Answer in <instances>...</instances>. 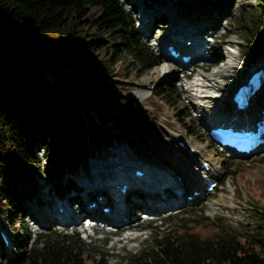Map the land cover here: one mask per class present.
Wrapping results in <instances>:
<instances>
[{
	"label": "trees",
	"instance_id": "obj_1",
	"mask_svg": "<svg viewBox=\"0 0 264 264\" xmlns=\"http://www.w3.org/2000/svg\"><path fill=\"white\" fill-rule=\"evenodd\" d=\"M223 1L233 3H180L194 8ZM235 20L246 52L264 53V0H253ZM155 59L120 0H0V215L21 232L12 242V261L0 264H109L112 254L87 246L75 231L30 235L21 200L30 197L34 177L60 165L66 153L87 156V144H99L107 123L123 139L157 141L152 114L134 106L124 95L127 82L120 81ZM152 95L180 112L168 84L156 82L147 97ZM24 130L39 144V155L31 154ZM254 213L257 223L246 234L220 218L200 230L174 217L172 225L150 230L138 251L111 257L117 264H264V206Z\"/></svg>",
	"mask_w": 264,
	"mask_h": 264
},
{
	"label": "rangeland",
	"instance_id": "obj_2",
	"mask_svg": "<svg viewBox=\"0 0 264 264\" xmlns=\"http://www.w3.org/2000/svg\"><path fill=\"white\" fill-rule=\"evenodd\" d=\"M120 1L126 10L131 12L134 25L139 31V39L145 42L156 58L159 56L151 45L154 35L169 29L176 22L185 23L189 20L191 24L199 27L203 25L211 27L209 32L213 31V34H216L211 40V45L213 46L212 53L215 54H209L205 59L198 60V62H201L200 66L205 72L223 63L231 65L230 74L228 75L227 73L228 76L223 77L225 84L223 87L229 89L227 97H229L235 83L243 80L251 68L264 64V53L254 57L244 49V41L240 37V28L235 20V17L240 12L250 9L253 0H233L232 5H228L226 1L220 4L218 2L211 4L200 2L194 8L182 5L180 0H141L142 3H139L138 0ZM140 9L142 10L140 11ZM149 11H152L153 20L151 21L149 31L145 35H142V23L141 25L139 24L140 22L137 17L143 13L148 15ZM172 18L175 22L171 24ZM162 19H164L161 22L163 26H158L161 23L156 26V23L159 20L162 21ZM147 35L150 36L146 37ZM207 37V39L211 38L209 35ZM229 40H233L232 43ZM232 51L234 52L233 54H231ZM25 59L42 71L47 82L52 81V74H48L38 67L30 58L25 57ZM168 63H170V67L168 68L170 70L169 73H157V71L153 73L152 70L156 65L153 68L151 65L140 74L131 76L129 80H125L124 78L120 80L127 82V90L124 92V95L132 97L134 106L145 109L149 114H152L153 125L159 137L157 141L152 143L145 138L137 140L123 139L113 132L110 129V124L107 123L108 130L101 132L99 144L97 145L95 142L87 144L88 154H91L89 157H78L76 153H66L60 165L48 167L47 174L42 172L40 175L34 177L32 189L29 190L30 197H25L21 200L22 205L25 206L23 211L26 209L29 214L31 213L33 217H36V213L44 211L46 206L50 207L49 203L53 202L54 199H61L68 190L65 191L61 186L64 178L71 173L72 175L78 172L89 174V159L98 160L107 147L118 150L119 154L124 153L126 150H135V154L139 155L140 152L157 155L162 157V161L167 163L170 158L176 155L184 156L187 160L191 159L184 152L185 149L177 146L175 142L178 139H183L199 147L200 155L198 153L195 154L193 167L199 166L200 159L205 157L202 154H206L212 158L219 166L220 173L214 178L216 185L213 189L206 195L194 199L192 202H186L177 208L160 212L157 215L158 220L146 221L135 215L130 222L120 224L116 228V235L99 229L92 232L89 236L78 233V237L82 242L107 254L121 256L125 255L126 252L138 251L143 247L144 242H147L151 234L150 230L158 231L162 227L165 228L172 225L174 217H180L188 221L189 225H197L200 230H209L210 228L208 227L211 221L218 222L216 218H220L222 223L242 234H246L256 225L257 219L254 208L264 206V149L255 151L249 156H234L223 153L216 147L214 142L208 138L206 129L194 117L186 98L183 97V92L178 84L179 80L181 81V78H179L181 77L180 71H178L172 62ZM118 65L120 64L117 63L115 67ZM235 65L236 67L234 68ZM151 68L152 70H150ZM198 71L202 72L200 69ZM156 82L168 84L176 92L177 103L181 109L177 115L174 113L175 110L172 105L161 103L159 96L152 95L151 100L147 97L153 90ZM141 83H146L145 87L144 85L141 87ZM153 102L157 103L159 107L153 105ZM181 114L185 116L180 118ZM177 117L181 120H178ZM26 122L27 125L30 123L28 118H26ZM24 133L28 145H31V154L39 155V144L33 143L34 138L28 131L24 130ZM197 158L198 160H196ZM74 180L71 179L73 182ZM57 192L63 193L62 196L60 194L61 197L59 195L56 196ZM187 192L188 189L186 188L185 193ZM45 204L47 205L45 206ZM212 207L215 208L212 209ZM136 214H139V212H136ZM22 220L31 235L37 232H51L50 230L68 233L70 230H76L78 227L67 226L56 228L49 224L41 227L27 216L22 217ZM133 224L139 228L129 229ZM147 224L154 226L153 229L149 228ZM0 227H4L9 235V243L4 245L3 249L0 248V259L10 263L13 259L12 242L16 235H21V232L17 224L13 228H10L2 215H0ZM86 233L89 234L90 231L87 230ZM127 235H129L128 238H125ZM112 255L108 257V263L117 264L116 259L111 257Z\"/></svg>",
	"mask_w": 264,
	"mask_h": 264
},
{
	"label": "bare ground",
	"instance_id": "obj_3",
	"mask_svg": "<svg viewBox=\"0 0 264 264\" xmlns=\"http://www.w3.org/2000/svg\"><path fill=\"white\" fill-rule=\"evenodd\" d=\"M142 17L145 19L144 23H142L144 26L143 33H147L152 21V11H149L148 15L144 13ZM174 22L175 20L172 18L171 24ZM173 25H171L169 29L154 35L153 42L157 43L159 57L152 65V68L155 65L156 67H154L153 70L152 68L150 69L153 73L155 71H157V73H169L170 71L168 69L170 67V63H168L169 60H167L164 52L161 50L162 44H171L182 53H188L191 51V48L185 44L180 45L179 41H176L178 36H187L188 38H186V40L189 39V42L191 43L190 38L192 37L202 39L201 30L206 27V25H203L202 27L193 25L189 20L185 23L176 22V24ZM162 26L163 25H161V27ZM209 29H211V27ZM209 35L215 36L216 34H213V31H210ZM207 36H204L203 39L206 40L208 38ZM232 41L233 40H229L231 43ZM193 58L195 60H199V57ZM230 66L231 65L229 63H223L210 69L208 72H205V70L203 71V68L200 66L193 68L192 72H190L188 76L183 75L179 77L181 78V81L179 80L178 84L183 92V97L186 98L194 117L204 129H207V126L203 122L206 115H214L215 118H211L210 123H217V120H221L223 122L226 121L228 117L234 118V113H227L225 111V108H230V97H227L229 89L223 87L225 85L223 77L230 74ZM235 67L236 65L234 68ZM258 67H262L264 71V64H259ZM198 69L204 73L198 71ZM141 84V87L146 85V83ZM238 84V82L235 83V85ZM263 91L264 73L258 92L252 97V99H250V101L253 102L251 104L253 108H257L255 106V103L259 102L257 99L261 98V102H264ZM139 94L141 93L139 92ZM183 145L186 146V149L192 148L195 150V153L200 155L199 147L191 144L188 140H185ZM115 147H117V145H115ZM184 152L191 158L190 160H187L184 156L182 157L180 155H176L165 163L162 161V157L157 155H149V153L144 154L141 152L139 155L135 154V150H126L124 153L120 152L121 154H119L118 150L107 147L106 151L99 156L100 158H98V160L89 159V174L81 176L80 172L75 175H72L71 173L64 178V182H62L61 186L63 188L66 187L71 179H75L74 187L79 188L81 200L83 201L87 198L89 192L105 190L104 187H101V185L104 181L103 177L106 176L107 173H110L111 179H116L120 176H131V178H128L126 181V185L127 183L142 184L144 189L140 190L139 193L145 192V197L143 198L144 200L137 199V196L134 194L126 200V194L119 192L116 188H111V194H113L112 197L108 198V195L103 192L101 195L102 198L94 201L96 202L95 206L101 203L108 204L110 211L109 214L102 212V215L110 218L117 225H120L130 222L131 217L129 212L133 204L140 203L144 208L155 212H162L170 210L171 208L179 207L183 203L181 194L186 190V188L188 190L194 188L199 189L204 181L202 179L203 176L213 179L220 173L219 166L206 154H202V156L205 157L201 158L200 161L207 163L209 166L207 171L204 170L202 166L200 167V161L199 166L193 167L195 159L194 152L190 154H188L186 150H184ZM196 160H198V158ZM133 166L138 167L142 172H144L145 178L132 176L129 173V169ZM61 208L62 210L59 212L53 207H45L44 211L37 212L36 216L38 219L46 218L49 221L51 216L54 219L59 216L63 217V214H66L67 217H71V212L67 209L66 205L62 204ZM214 208L215 207H212V209ZM128 236L129 235L125 238H128Z\"/></svg>",
	"mask_w": 264,
	"mask_h": 264
},
{
	"label": "water",
	"instance_id": "obj_4",
	"mask_svg": "<svg viewBox=\"0 0 264 264\" xmlns=\"http://www.w3.org/2000/svg\"><path fill=\"white\" fill-rule=\"evenodd\" d=\"M31 60V59H30Z\"/></svg>",
	"mask_w": 264,
	"mask_h": 264
}]
</instances>
